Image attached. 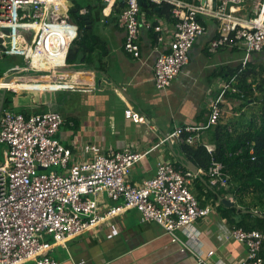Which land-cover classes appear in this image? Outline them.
<instances>
[{
	"label": "built area",
	"instance_id": "1",
	"mask_svg": "<svg viewBox=\"0 0 264 264\" xmlns=\"http://www.w3.org/2000/svg\"><path fill=\"white\" fill-rule=\"evenodd\" d=\"M67 1L0 0V29L10 31V45H0V55L19 54L27 61L25 66H17L7 75L27 76L28 81L31 70L50 62V58L62 56L61 62L54 66L66 64L69 47L77 36L74 24L58 17L68 9ZM148 1L158 6L170 4L176 19L169 50L161 52L156 59L154 81L158 89L169 87L188 64L195 41L207 29L200 18H211L217 24L218 34L209 44L211 51L239 43L249 53L264 51V0ZM103 2L108 13L117 6L118 0ZM141 10L140 0H125L119 18L126 31L125 48L135 56L140 55ZM22 28L34 30L30 44H24L19 37ZM155 29L161 31L162 28L156 25ZM159 40L163 41V37L159 36ZM245 65L246 60L243 67ZM235 79L222 82L211 102L206 122L178 126L166 140L201 142L204 131L219 122L226 92L243 93L234 84ZM58 82L65 86V81ZM125 116L135 122L145 121L134 108H127ZM63 121L61 113L54 110L26 116L5 109L0 116V142L7 144L5 159L0 164V264H61L49 253L55 245L128 208L138 209L143 221L158 223L175 242L179 240L177 230L196 241L198 232L194 223L211 211V207L201 206L191 189L197 173L186 171L171 160H163L158 163L155 176L132 184L129 176L144 153L104 152L95 144L83 147L84 152L93 156L91 159L71 164L70 152L56 138ZM204 146L211 154V163L203 172L213 185L226 186L229 176L224 172L223 162L214 154L216 146L207 143ZM51 167L49 171H41ZM103 191L116 204L101 213L96 198L90 195ZM227 237L246 245L247 255L241 264H264L261 256L264 232L234 227ZM187 248L191 246L185 244L182 250ZM193 252L198 262L211 264L200 254L199 248ZM214 252L209 250L207 257Z\"/></svg>",
	"mask_w": 264,
	"mask_h": 264
},
{
	"label": "crops",
	"instance_id": "2",
	"mask_svg": "<svg viewBox=\"0 0 264 264\" xmlns=\"http://www.w3.org/2000/svg\"><path fill=\"white\" fill-rule=\"evenodd\" d=\"M77 3L84 8L73 15L70 11H77ZM90 3H101L102 10L95 22L89 17L90 22H85L88 31H85L81 28L82 21L78 13L84 15L83 11L87 12ZM67 6L68 9L59 13L58 17L74 24L77 29L75 39L83 34L99 38L94 42L90 38L93 49L87 51L88 61L68 63L66 58V64L62 63L58 67L54 63L61 62L62 56L50 58V62L31 70L28 81L27 76L12 81L10 86L14 89L10 91L16 96H24L19 108L12 109L15 112L32 114L54 110L61 113L64 121L56 138L70 152L71 164L91 159L93 156L84 152L83 147L85 144H95L104 152L131 150L144 153L129 176L132 184H140L155 176L158 163L163 160H171L178 167L193 172L186 163L190 159L182 150L181 143L176 139L166 140V136L178 126L206 122L211 102L217 96L222 82L232 79L233 69L239 66L243 68L245 60L244 69L251 68L253 73H257V77L248 78L249 82L253 81L255 93L249 98L248 105L243 106L241 96L227 91L229 94H225L221 104L218 124L229 123L232 126L230 129L238 130L247 127L251 119L260 123L259 108H251V105L259 104L261 96L258 93L264 92V84L261 89L259 87V81L264 83V51L249 53L242 43L211 51L209 44L218 34L213 19L204 20L206 32L195 41L188 64L169 87L161 90L155 85L154 68L158 55L169 50L176 23L173 16L161 13V6L153 8L149 4L148 7L142 5L138 38L140 55L135 56L125 48L126 31L119 23L125 0H118L117 6L108 13L103 0H69ZM156 25L161 26V31L155 29ZM18 35L24 44H30L34 30L22 28ZM159 36L163 37V41L159 40ZM0 39V45L6 46V41L10 45V31L0 29ZM70 65L86 66L87 70L77 74L58 72L59 68ZM256 69L262 70V78ZM13 75L18 76L15 73ZM8 76L11 73L7 75L6 72L0 80ZM58 81H65V86ZM234 84L237 86L236 79ZM129 107L138 110L145 121L135 122L127 118L125 110ZM216 131V125L206 129L201 142L197 144L216 146ZM4 145L6 156L7 144ZM56 169L63 171L61 168ZM206 170L198 167L197 173L205 187L196 178L191 184L201 206L211 207L208 215L194 223L198 232L196 241L190 240L182 230H177L175 233L179 240L175 242L158 223L143 221L138 209L128 208L55 245L50 255L61 264H205L198 262L194 255L193 251L199 248L200 254L211 264H241L247 255V247L243 242L227 237L234 227L220 214L218 205L223 203L220 196L231 198L240 207V210L236 208L237 213L249 210L236 203L233 195H219L217 199L209 197L207 191L215 189L204 173ZM90 197L96 198L101 213L116 204L104 191ZM254 213L263 216L258 211ZM185 244L191 248L182 250ZM211 249L215 251L214 255L207 257ZM261 256L264 259V245Z\"/></svg>",
	"mask_w": 264,
	"mask_h": 264
},
{
	"label": "trees",
	"instance_id": "3",
	"mask_svg": "<svg viewBox=\"0 0 264 264\" xmlns=\"http://www.w3.org/2000/svg\"><path fill=\"white\" fill-rule=\"evenodd\" d=\"M146 2L147 4H145ZM148 4L153 6V8L158 6L148 0H144L142 5L148 7ZM77 6L78 10L76 12L71 10V14L77 15V12L81 8H84L80 3H77ZM171 9L172 6L170 4L164 3L159 11L171 17ZM101 10V3H90L85 14L89 13L90 19L95 22L99 19ZM79 18L82 21L81 28L88 31L85 26V19L82 16ZM200 19L204 23L205 19ZM90 38L93 42L95 39H99L96 35L92 37L91 35L83 34V36L80 35L79 38L77 37L72 42L67 55L68 63L88 61L87 51L93 49L90 45ZM252 71L251 68L243 69L239 66L235 70L233 69L231 73L236 78L237 86L244 92L233 93L242 97L243 106L248 105L249 98L255 93L253 81H248L250 76L257 77V74ZM259 71L261 74L262 70ZM2 75L1 73L0 77ZM263 84L261 80L259 83L260 89ZM226 93L229 94V92ZM11 103V99L7 96L5 108L10 106ZM258 112L260 115V123L258 124L256 119H251L248 126L243 129L232 130L230 129L232 126L229 123L218 124V122L216 124V150L214 154L217 159L223 162L224 172L229 176V180L224 188L217 184L213 187L215 190L211 189L207 192L208 196L214 199H217L219 195H233L236 203L249 210L248 212L237 213L236 207L225 206L223 203L219 204L218 208L221 216L226 218L230 225L233 227H241L248 231L260 230L264 232V95L260 97ZM30 114L26 113L25 115L29 116ZM181 147L188 159L197 164L198 167L208 169L211 163V154L204 144L181 143ZM196 179L205 187L201 176H198ZM254 211L262 213L263 216L257 215Z\"/></svg>",
	"mask_w": 264,
	"mask_h": 264
},
{
	"label": "rangeland",
	"instance_id": "4",
	"mask_svg": "<svg viewBox=\"0 0 264 264\" xmlns=\"http://www.w3.org/2000/svg\"><path fill=\"white\" fill-rule=\"evenodd\" d=\"M5 44H6V46H9V42L8 41H6ZM26 64L27 63L23 59V56L22 55H19V54H17V55H11V54L0 55V74L2 73L4 75L6 72L10 71L11 69L16 68L17 66H24ZM243 69H244V67H243ZM256 70L259 72V69H256ZM20 74H23L24 75V73H20ZM255 74H257V73L255 72ZM261 74H259L260 75V78H262L261 77ZM3 75H2V77H3ZM23 77L24 76H21V77L16 76L15 77L16 79H14L13 81H16L17 79H22ZM261 93H263V95H264V92H261V91H259L258 94H260V96H262ZM6 95L12 101L11 105L10 106H7V109H11V110L13 108L14 109L19 108L20 103H22L23 102V99H24V96L23 95L16 96L14 94V92H12L10 90L7 91V94ZM259 106H260V102H259V104H254L253 106L251 105V108H259ZM4 144H5L4 142H0V164L5 159V155H4L5 145ZM52 168L53 167L48 168V169H43L41 171H49Z\"/></svg>",
	"mask_w": 264,
	"mask_h": 264
},
{
	"label": "water",
	"instance_id": "5",
	"mask_svg": "<svg viewBox=\"0 0 264 264\" xmlns=\"http://www.w3.org/2000/svg\"><path fill=\"white\" fill-rule=\"evenodd\" d=\"M143 1L144 0H140V3L141 5L143 4ZM78 10V9H77ZM78 15L82 16L87 23H89V17H90V14L87 13V14H84V15H81V13H78ZM2 41V39H0ZM87 70V67L86 66H75V65H70V66H63L62 68H59V71L60 73H78V72H81V71H86ZM14 75H11V76H8L6 77L4 80L5 81H8L13 77ZM7 87H1L0 89V115L1 113L3 112L4 108H5V100H6V94H7ZM186 163L188 164V167L191 168V170H193V172L195 173H198V167L196 166L195 163H193L191 160H187ZM220 200L227 206H236L237 210H240V207L237 206L234 201L231 199V198H227V197H223V196H220Z\"/></svg>",
	"mask_w": 264,
	"mask_h": 264
},
{
	"label": "bare ground",
	"instance_id": "6",
	"mask_svg": "<svg viewBox=\"0 0 264 264\" xmlns=\"http://www.w3.org/2000/svg\"><path fill=\"white\" fill-rule=\"evenodd\" d=\"M16 76H13L10 80H9V82L8 81H5V80H2V81H0V82H2V83H0V86H10V84L12 83V81L14 80V79H16L15 78Z\"/></svg>",
	"mask_w": 264,
	"mask_h": 264
},
{
	"label": "clouds",
	"instance_id": "7",
	"mask_svg": "<svg viewBox=\"0 0 264 264\" xmlns=\"http://www.w3.org/2000/svg\"><path fill=\"white\" fill-rule=\"evenodd\" d=\"M85 14V13H84ZM11 75H13V74H11ZM18 76H21V75H18ZM6 87V86H5Z\"/></svg>",
	"mask_w": 264,
	"mask_h": 264
}]
</instances>
